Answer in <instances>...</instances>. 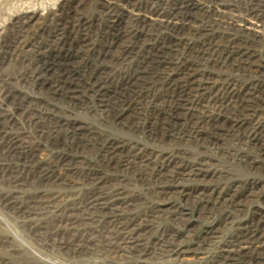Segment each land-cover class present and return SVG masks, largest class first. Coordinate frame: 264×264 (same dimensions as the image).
<instances>
[{"label": "rangeland", "instance_id": "1", "mask_svg": "<svg viewBox=\"0 0 264 264\" xmlns=\"http://www.w3.org/2000/svg\"><path fill=\"white\" fill-rule=\"evenodd\" d=\"M263 16L0 0V264H264Z\"/></svg>", "mask_w": 264, "mask_h": 264}, {"label": "bare ground", "instance_id": "2", "mask_svg": "<svg viewBox=\"0 0 264 264\" xmlns=\"http://www.w3.org/2000/svg\"><path fill=\"white\" fill-rule=\"evenodd\" d=\"M217 10V9H216ZM261 14V13H260ZM258 15V14H257ZM264 17V16H263ZM256 20H260V19H257L256 18ZM252 22V21H251ZM254 22V21H253ZM252 22V23H253ZM257 22V21H256ZM248 27V26H247ZM248 29L251 31L252 30V32H262V33H264V19H262V20H260L258 23H253V24H251L249 27H248ZM254 35H256L255 33H254ZM237 36V35H236ZM233 38V37H232ZM256 38H257V36H256ZM226 45V44H225ZM208 46V45H207ZM203 48V47H202ZM210 50H211V48H210ZM223 50V49H222ZM235 50V49H234ZM227 51V50H226ZM224 52V51H223ZM246 53V52H245ZM225 54V53H224ZM222 56H223V53L221 54ZM230 55V54H229ZM243 55V54H242ZM212 58V57H211ZM210 58V59H211ZM213 59V58H212ZM240 61V60H239ZM247 63V62H246ZM181 65V64H180ZM247 68V67H246ZM188 76V75H187ZM41 77V76H40ZM185 78V77H184ZM191 81V80H190ZM188 84V83H187ZM191 84V83H190ZM218 86V85H217ZM206 87V86H205ZM225 87V86H224ZM192 88V87H191ZM184 89H185V87H184ZM205 89V88H204ZM207 89V88H206ZM219 89V88H218ZM221 89V88H220ZM202 90H203V88H202ZM215 90H216V88H215ZM218 91V90H217ZM227 92V91H226ZM229 92H231V91H229ZM227 95H228V93H227ZM233 95H234V93H233ZM208 96V95H207ZM206 96V97H207ZM205 97V96H204ZM232 97V96H231ZM233 98V97H232ZM231 99V98H230ZM221 100V99H220ZM228 105V104H227ZM217 106V105H216ZM226 106V105H225ZM194 172V171H193ZM189 175V174H188ZM191 175V174H190ZM254 240V239H253ZM252 240V241H253ZM263 242V241H262ZM243 248V247H242ZM237 250L238 251H240L238 248H237Z\"/></svg>", "mask_w": 264, "mask_h": 264}]
</instances>
